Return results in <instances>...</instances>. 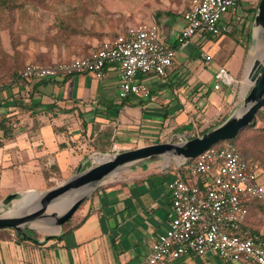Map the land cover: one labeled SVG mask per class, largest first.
Segmentation results:
<instances>
[{
    "label": "crops",
    "instance_id": "1",
    "mask_svg": "<svg viewBox=\"0 0 264 264\" xmlns=\"http://www.w3.org/2000/svg\"><path fill=\"white\" fill-rule=\"evenodd\" d=\"M183 12L158 11L153 22L159 27L160 41L174 50L180 48L179 50L185 52L188 58L184 63L190 66L191 60L197 57L204 60L203 55H208L211 58L213 52L219 50L216 46L218 40L217 37L201 34V38L198 36L194 41L189 40L186 46H180V32L175 16L179 15L182 20ZM229 19V15L224 16L222 25L228 26ZM75 31L79 34L83 32L85 36L76 35L62 46H19L11 53L16 59L13 64L24 68L30 64L52 66L68 62L87 55L101 42L111 41L120 35L111 34L106 24L94 25L91 21ZM212 60L204 62L209 63ZM249 61L247 56L246 62L238 71H234L233 67H219L218 72L223 69L234 87V93L227 100L211 96L221 88L220 85L217 90L213 88L217 83L215 79L212 86L206 85L207 89L202 90L205 75L197 70L192 73L189 69L184 73L181 71L180 74L176 69L178 64L175 59L165 77L145 75L148 77L145 85L150 89L148 99L129 96L121 100L118 97L120 70L113 66L105 69L104 77L100 80L89 74H79L70 78L28 81L17 75L3 82L1 77L5 72H0L1 198L34 190L27 185L24 188L13 187L10 179L14 170L25 169L40 176L38 168L42 166L45 168L43 176L48 179L63 177L62 173L66 170L69 173L63 178L68 177L89 158L85 150L77 148L79 140L89 135V129L95 123L107 121L108 118L113 120L115 115L123 112L144 113L143 118L138 121L145 127L154 128V124L163 120L162 126L158 128L165 135H170L172 141L175 138L186 139V132L196 129L195 121L200 117V114H195V102L205 98L206 106L201 113L216 121L223 118L226 109L238 100L236 88L239 85L245 88L248 86L246 72ZM229 71L237 73L234 76ZM178 75H181L179 85L174 83ZM154 94L158 106L150 105ZM120 106L122 111L118 110ZM158 114L163 115L164 119L156 116ZM129 121L128 117L120 119L123 131L128 130L131 124ZM137 124L138 128H142L140 123ZM106 127L109 126L101 124L102 129ZM123 140L126 141V137ZM112 145L115 146V152L127 148L125 144L119 145L113 140L104 153L111 151ZM96 152L102 154L100 151ZM71 156L73 160L76 156L83 160L72 163ZM164 160L125 169L107 180L102 184V190L96 192L97 196L93 198L96 194L94 193L87 200L90 204L74 215L73 220L75 219L77 227L62 240H36L37 243L18 241L15 235H11L13 230H0V264H140L139 258L149 252L155 237L164 231L171 218L170 193L167 187L158 193L159 182L153 181L151 177L168 169L176 170V163L169 168L166 165L167 159ZM168 176L173 178V174ZM136 249L140 250V254L135 252ZM214 260L215 264H223L215 256L205 260L191 258L186 261L193 264H212L210 262Z\"/></svg>",
    "mask_w": 264,
    "mask_h": 264
},
{
    "label": "built area",
    "instance_id": "2",
    "mask_svg": "<svg viewBox=\"0 0 264 264\" xmlns=\"http://www.w3.org/2000/svg\"><path fill=\"white\" fill-rule=\"evenodd\" d=\"M245 0H194L182 14L180 46L195 34L213 37L225 33L222 19ZM175 50L160 41L157 24H140L101 42L87 55L52 66L26 65L19 77L24 80H54L89 74L104 77L105 69L117 67L118 97L148 99L150 89L136 77L153 74L163 78L174 64ZM208 62L210 57L203 55ZM219 83L230 84L225 71L216 75ZM176 176L167 184L171 218L159 233L143 264H171L179 260L214 255L223 264H264V242L244 228L253 202H264V187L258 170L248 163L239 148L224 141L207 149L187 164H177ZM14 236V234H11Z\"/></svg>",
    "mask_w": 264,
    "mask_h": 264
},
{
    "label": "rangeland",
    "instance_id": "3",
    "mask_svg": "<svg viewBox=\"0 0 264 264\" xmlns=\"http://www.w3.org/2000/svg\"><path fill=\"white\" fill-rule=\"evenodd\" d=\"M192 1L194 0H0V72H5V75L1 77V81L5 82L7 79L16 77L23 69V67H20L15 63L13 64V61H16V59L11 55L12 51L17 50L21 45H24V47L35 45L41 48H48L50 45L62 46L76 35L85 36V33L82 32L79 34V32H76L75 30L82 28L87 21H91L94 25L102 26V24H106L111 30V34H122L128 29L134 28L140 24L154 23L153 17L158 11L170 10L182 13ZM259 1L260 0L240 1L235 6L233 14H230L231 12L227 14V16H230L228 26L226 25L228 30L220 36H217L216 40L218 41H216V46L219 50L213 52V56L211 57L213 60L211 62L205 63L204 60L197 57L191 60L190 66L185 65L184 62L188 57L185 55V52L179 50L180 48H176L174 59L178 64L176 69L179 73L181 74V71L184 73L187 69L192 71V73H195L196 70L199 71V73H203L205 75V81L203 82L202 87L203 90L207 89V86H212L213 80H216L215 74L218 72L219 67H225V69H232L233 67L234 71H238L239 68L243 67V64L247 60V56L248 61L253 57L252 51L256 40L254 39L252 28L254 26V17ZM175 20L177 21L180 32L183 26V20L180 19L179 15L175 16ZM198 36L201 38V33L195 34L190 40L194 41ZM229 72L233 73L234 76L237 73L235 72L234 74L232 71ZM147 78L148 77L146 76L136 77L134 82L147 84ZM180 78L181 75H178L174 83L179 85ZM246 82L248 85L246 88L243 85H239L236 88L238 100H236L234 105L229 106L226 109L224 114L225 118L240 109L243 102L242 100L249 91V82L247 79ZM219 85L221 86L220 90L213 92L211 96L214 95L217 98L227 100L231 94L234 93L233 85L224 83H219ZM174 98L175 96L173 99ZM150 102L152 103L150 105L158 106L155 94L150 99ZM206 102V99L203 97L198 103L195 102V114H200V117L195 121L196 129L191 132H186V139L187 137L190 139L194 138L195 135L197 136L203 130H209L221 123L220 121L223 118L216 121L213 118L210 119L209 117H205L204 113H201V110L206 106ZM175 103L176 101L173 102V104ZM132 104L135 106L138 105V103ZM138 108H141V106ZM118 110L122 111V106H120ZM263 111L264 109L261 112ZM124 116L128 117L130 120L129 122H131V124H129L130 128L128 127L127 131H123V124L120 122V119L125 118ZM143 116L144 113L134 112L127 114L123 112L119 115H115V119L113 120L108 118L107 121L105 120L103 122L95 123L94 126L89 129L88 137H82L78 142L80 144L77 143V148L82 149V151L85 150V154L89 155V158L80 165V171H84L92 165L94 157L98 155L94 148L107 149L113 140L119 145L125 144L127 148L124 150H131L155 143L167 142L172 139L169 138L170 135H165L164 132L158 128L162 126L163 120L159 121L160 123L154 124V128L145 127L144 124L138 121L143 118ZM156 116L164 119V116L161 114ZM180 118L181 116L179 119ZM137 122L140 123L139 125L142 126V128H138ZM101 124L109 126L110 128L106 127L102 129ZM47 132L49 133V130H47ZM125 137L126 141L123 140ZM178 141L179 140L175 138L172 142L176 143ZM219 144L220 143L217 145ZM234 144L241 151L246 150L256 152L258 158H254L255 160L253 161L257 163L260 168V170H258L259 175L257 180L264 187V122L259 121L254 129L250 126L247 129L241 130L239 135L236 136ZM114 152L115 146L112 145L111 151L107 153ZM72 157L73 156H71V159ZM244 159L248 161V158L245 156ZM82 160H79L76 156L75 160L72 159V163ZM164 161H166V159ZM175 163L177 164L176 160L173 159H168L166 161V165H168L169 168L174 167ZM77 164H75L76 167L79 165ZM63 172V177H65V174L69 173L68 170ZM44 173L45 168L42 166L38 168V174H40V176L37 174L34 175L31 171L25 169L24 171L14 170L10 183L13 184V187L15 188H24L27 185L34 188L37 192H46L60 183L71 179L75 175L76 170H73L66 178L53 177L52 179H48L46 176H43ZM175 173L177 174V170L173 171L172 169H168L166 172L151 175L153 181L159 182L158 193H161L166 189L167 184L172 177L168 176V174H173V177H175ZM112 177H109L107 180ZM101 186L96 188L78 207L71 219H69L70 223L68 225L64 226L63 224L61 227H57L54 224V218L49 216L54 211L47 210V217H43L34 222L36 223L35 226L34 223L31 224V229L28 230L29 236L33 240H44L47 236L59 235L65 228L76 225V221H74L75 219L73 220L74 215L90 204V201L87 200L99 189V191H101ZM97 193L93 198L97 196ZM81 194L84 193L79 192L67 199L69 201L73 197L80 196ZM3 199L4 197L1 198L0 196V202ZM1 210L2 209L0 208V211ZM250 224L251 228L260 232L264 236V202L254 205ZM13 233L16 236L14 231ZM32 246L34 247L35 245L33 244ZM135 252L140 254L139 249H136ZM147 254L148 252L145 253L142 258H139L140 264L144 263ZM4 256L5 254H3V258ZM213 256L214 255H207L200 259L205 260L212 258ZM215 261L216 260L210 263L215 264ZM171 264H193V262L190 263V261L179 260Z\"/></svg>",
    "mask_w": 264,
    "mask_h": 264
},
{
    "label": "water",
    "instance_id": "4",
    "mask_svg": "<svg viewBox=\"0 0 264 264\" xmlns=\"http://www.w3.org/2000/svg\"><path fill=\"white\" fill-rule=\"evenodd\" d=\"M256 29H264V0L259 1L256 9L253 35ZM246 79L249 91L240 109L200 136L181 139L176 143L170 140L131 150L98 154V160L93 161L88 169L80 171L79 167L71 179L46 192L30 190L7 195L0 202V230L10 229L16 235L33 240L28 230L32 223L48 216L47 210L54 211L49 216L54 218L57 227H61L96 188L125 169L160 159H173L177 164H187L210 147L234 140L241 130L254 125L256 114L264 109V57H254L249 61ZM79 192L84 194L68 201L67 198Z\"/></svg>",
    "mask_w": 264,
    "mask_h": 264
},
{
    "label": "trees",
    "instance_id": "5",
    "mask_svg": "<svg viewBox=\"0 0 264 264\" xmlns=\"http://www.w3.org/2000/svg\"><path fill=\"white\" fill-rule=\"evenodd\" d=\"M70 77H72V76H68V77H66V78H70ZM225 119V117H223V119L222 120H224ZM222 120L220 121V122H222ZM259 121H262V122H264V111L263 112H258L257 114H256V119H255V123H254V125L253 126H251V128L252 129H254L255 127H256V125L259 123ZM219 122V123H220ZM247 129V128H246ZM207 131V129H205V130H203L200 134H198L197 136H199V135H202L204 132H206ZM240 133V132H239ZM239 133H238V135H239ZM194 137H196V135L194 136ZM235 140V139H234ZM234 140H231V141H229V142H231V143H233L234 144ZM110 146V145H109ZM108 146V147H109ZM95 150L96 151H100V152H102V153H104L105 151H106V149H99V148H95ZM240 150V149H239ZM240 152H241V154H242V156L244 157H247L248 158V163H250L253 167H255L257 170H260V168H259V166H258V164L257 163H255L253 160H255V159H257L258 158V156H257V154H256V152H254V151H246V150H240ZM255 158V159H254ZM180 170L181 169H179V171H177V172H180ZM261 202H258V201H255V202H253L252 204H251V206H250V209H249V213H248V215H247V217H246V220H245V223H244V228L246 229V230H248V231H250V232H253L254 234H257V235H259L260 236V238H261V240L264 242V236L260 233V232H258V231H255L253 228H251V224H250V218H251V215H252V210L254 209V205H256V204H260ZM70 223V220L69 221H67L65 224H64V226H66V225H68ZM77 227V225H73V226H70L69 228H65L62 232H61V234L60 235H58V236H47V237H45V240L46 241H48V240H62L63 238H64V236L66 235V234H68V233H70L72 230H74L75 228ZM16 237H17V239H18V241H32V242H34V243H37V241L36 240H30L29 238H27V237H23V236H19V235H16Z\"/></svg>",
    "mask_w": 264,
    "mask_h": 264
},
{
    "label": "bare ground",
    "instance_id": "6",
    "mask_svg": "<svg viewBox=\"0 0 264 264\" xmlns=\"http://www.w3.org/2000/svg\"><path fill=\"white\" fill-rule=\"evenodd\" d=\"M254 39L256 40V43L254 44L252 55L253 57L250 58V61L254 57H264V29H256L254 33ZM98 156L94 157L93 161L98 160ZM56 208V207H55ZM52 208V209H55ZM36 223H34V226Z\"/></svg>",
    "mask_w": 264,
    "mask_h": 264
}]
</instances>
